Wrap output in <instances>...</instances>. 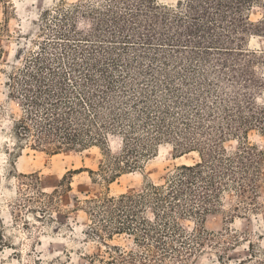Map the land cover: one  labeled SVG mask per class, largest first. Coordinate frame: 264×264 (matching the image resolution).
I'll list each match as a JSON object with an SVG mask.
<instances>
[{
    "label": "trees",
    "instance_id": "16d2710c",
    "mask_svg": "<svg viewBox=\"0 0 264 264\" xmlns=\"http://www.w3.org/2000/svg\"><path fill=\"white\" fill-rule=\"evenodd\" d=\"M256 8L259 19L252 16ZM42 18V26L59 27L65 55L43 48L8 78L10 95L23 108L14 124L21 145L50 155L99 148V170L88 172L104 182L141 169L162 144H172L179 157L199 156L162 184L77 199L105 232L100 240L127 234L143 250L105 244L109 257L99 264H155L159 253L161 261L166 254L180 257L191 237L202 246L216 236L203 226L190 235L182 220L204 221L228 192L245 204L257 200L264 152L249 136L264 134V48L252 49L250 42L264 38V0H179L171 6L83 0L63 2ZM233 139L239 146L229 152L226 143ZM76 173L65 175L52 194L41 192L54 211L55 199L72 191Z\"/></svg>",
    "mask_w": 264,
    "mask_h": 264
},
{
    "label": "rangeland",
    "instance_id": "374dc122",
    "mask_svg": "<svg viewBox=\"0 0 264 264\" xmlns=\"http://www.w3.org/2000/svg\"><path fill=\"white\" fill-rule=\"evenodd\" d=\"M81 1L0 0V264H91L93 256L99 264V259L109 257L105 244L142 253L134 236L115 235L113 240L106 238L105 243L100 240L105 232L94 217L81 210L77 199L133 194L150 182L164 183L179 166L199 161L197 153L179 157L172 144H162L141 169L104 182L98 174L92 178L88 172L99 170L103 160L99 148L50 155L17 141L14 124L23 108L18 99L11 97L8 78L43 48L49 54L65 55L60 46L64 40L57 35L59 27L42 26V15L46 10L55 12L63 2L68 5ZM178 1L159 0L170 6ZM261 14L262 10L256 8L252 16L259 19ZM74 43L75 50L79 44ZM250 47L264 48V38H252ZM63 62L68 63L66 56ZM55 66L61 69L60 64ZM249 142L264 152V134L251 132ZM238 146V140L226 143L229 152L237 151ZM117 147L118 142H113L114 152ZM71 171L79 172L70 179L72 191L55 199L59 211H54L41 192L52 194ZM262 186L251 205L240 202L236 192H228L218 211L208 214L204 221L199 223L192 216L182 220V227L190 235L203 226L215 238L199 246L191 237L182 256L166 254L161 261L159 253L155 264H264V181ZM91 227L99 228V233Z\"/></svg>",
    "mask_w": 264,
    "mask_h": 264
}]
</instances>
